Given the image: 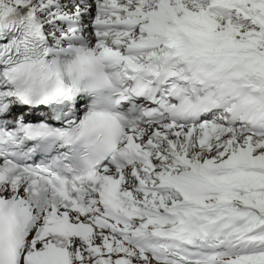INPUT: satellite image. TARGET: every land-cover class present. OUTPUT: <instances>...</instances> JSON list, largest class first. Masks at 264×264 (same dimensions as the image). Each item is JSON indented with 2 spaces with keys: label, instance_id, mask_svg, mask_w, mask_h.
I'll use <instances>...</instances> for the list:
<instances>
[{
  "label": "snow or ice",
  "instance_id": "6c2138e0",
  "mask_svg": "<svg viewBox=\"0 0 264 264\" xmlns=\"http://www.w3.org/2000/svg\"><path fill=\"white\" fill-rule=\"evenodd\" d=\"M0 264H264V0H0Z\"/></svg>",
  "mask_w": 264,
  "mask_h": 264
}]
</instances>
